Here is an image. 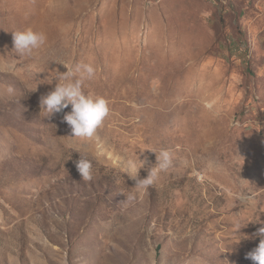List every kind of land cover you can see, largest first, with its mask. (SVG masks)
Wrapping results in <instances>:
<instances>
[{"label":"rangeland","instance_id":"obj_1","mask_svg":"<svg viewBox=\"0 0 264 264\" xmlns=\"http://www.w3.org/2000/svg\"><path fill=\"white\" fill-rule=\"evenodd\" d=\"M0 264H264V0H0Z\"/></svg>","mask_w":264,"mask_h":264}]
</instances>
